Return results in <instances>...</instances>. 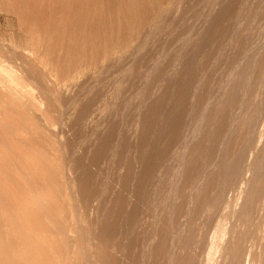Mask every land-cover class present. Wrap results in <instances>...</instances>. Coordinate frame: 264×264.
<instances>
[{"label": "rangeland", "instance_id": "rangeland-1", "mask_svg": "<svg viewBox=\"0 0 264 264\" xmlns=\"http://www.w3.org/2000/svg\"><path fill=\"white\" fill-rule=\"evenodd\" d=\"M128 43L68 89L50 81L58 113L43 100L24 122V136L64 159L76 189L92 177L96 214L81 202L70 209L88 254L113 227L117 264H264V0H168ZM34 46L0 9V87L21 59L39 64ZM154 107L155 133L141 147ZM170 124L172 140L161 134ZM105 140L95 166L88 159ZM146 156L154 170L143 176Z\"/></svg>", "mask_w": 264, "mask_h": 264}, {"label": "bare ground", "instance_id": "bare-ground-1", "mask_svg": "<svg viewBox=\"0 0 264 264\" xmlns=\"http://www.w3.org/2000/svg\"><path fill=\"white\" fill-rule=\"evenodd\" d=\"M166 1L5 0L0 4L2 11L18 17L34 39L33 49L39 59L38 65L31 66L29 60L21 59L20 65L10 69L12 73L1 81L0 264H117L112 251L114 228L96 235L94 251L88 254L79 222L70 213L79 202L85 215L92 217L98 211L92 177L86 191L76 189L64 159L61 161L48 146L37 143L32 137L35 133L24 136V122L30 125L25 120H31L33 113L41 109L43 100L50 111L58 113L59 94L49 82L68 89L76 75L87 77L89 68L123 50ZM40 66H49L48 72ZM183 80L179 93L185 92ZM80 112L83 119H95L86 107ZM47 113L42 112V116L50 122ZM157 113L154 107L141 122V147L155 133L153 116ZM67 114L62 113L64 120ZM176 130V125L170 124L160 133L172 140ZM108 149L105 140L88 161L97 166ZM148 158H144L143 176L154 170ZM179 171L180 177L187 178L183 163ZM258 179H252L250 185L255 186ZM154 249L152 245L149 257L155 256Z\"/></svg>", "mask_w": 264, "mask_h": 264}]
</instances>
